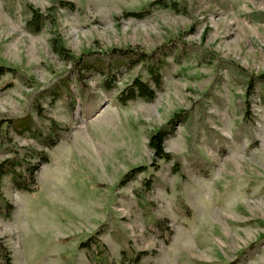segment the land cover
Returning <instances> with one entry per match:
<instances>
[{"label":"rangeland","instance_id":"374dc122","mask_svg":"<svg viewBox=\"0 0 264 264\" xmlns=\"http://www.w3.org/2000/svg\"><path fill=\"white\" fill-rule=\"evenodd\" d=\"M0 67V120L28 125L0 162L48 158L32 194L3 180L11 264H95L94 236L112 264H264V0H0ZM135 79L154 99L120 105Z\"/></svg>","mask_w":264,"mask_h":264},{"label":"trees","instance_id":"16d2710c","mask_svg":"<svg viewBox=\"0 0 264 264\" xmlns=\"http://www.w3.org/2000/svg\"><path fill=\"white\" fill-rule=\"evenodd\" d=\"M157 5L166 6L165 3H162L161 1L155 2ZM130 16L137 17V14H130ZM38 21H40V17L34 13L33 19L31 21L32 25H37ZM60 53L63 51H59ZM119 54L122 56L123 59H126L129 62V65L127 67L133 66L137 64L138 62H146L148 63L147 72L151 80L153 81L156 88H159L161 86V79L158 75V70L160 68V65L157 63H154L152 56L148 55H135L134 52H119ZM63 56L66 58L67 55L63 52ZM132 61V62H131ZM79 62V61H78ZM84 66L81 67V69H88V68H94L98 71L103 70V65L101 63H94L95 65L88 64L87 62L83 63ZM119 66V65H118ZM117 66V67H118ZM7 70L0 67V77L3 76ZM106 86V83H104ZM105 89L108 87H104ZM155 97V92L150 88V86L147 83L142 82L140 79H135L133 83L123 92L120 93V95L117 98V102L120 105H125L128 102L135 101L137 99L150 102ZM5 124L6 128H12L15 132H18L21 134L22 132L28 131V125L24 120H18V121H12V120H0V135L1 130H3V125ZM53 128L52 132L45 137L41 141V144L45 146L48 150H51L55 145L56 141L53 140L54 134H53ZM167 138V131L166 129L158 130L154 134H152L149 138L148 147L152 150L154 156L158 160L168 159V155L164 151V141ZM10 144V140L8 139ZM7 149L3 150L4 154H13V158H8L0 162V218L9 221L11 218V214L14 210V206L4 197L3 193V180L5 178L10 179V183L13 186V188L21 193L26 194H32L36 191V182H35V173L38 171V168L41 164H47L48 158L45 153H36L32 152V156L34 159L37 160V164L33 165L30 164L26 158H18V152L16 149L13 148V146L7 145ZM142 168L132 170L128 175H126L125 178H129L133 176L136 172H139ZM91 246H94L95 248V254L91 255ZM80 248L84 249L88 257L91 261H93L95 264H112V262L108 259V256L106 254V248L97 240V238L90 237L87 241L80 244ZM143 254L136 253L128 254L127 251H122V258L131 260L132 264H138V262L141 260ZM131 258V259H130ZM125 261V260H124ZM0 264H11L10 259V253L6 249V247L2 244L0 241Z\"/></svg>","mask_w":264,"mask_h":264}]
</instances>
